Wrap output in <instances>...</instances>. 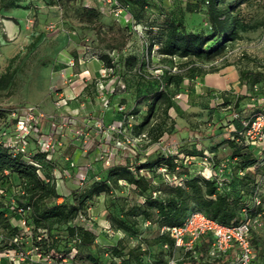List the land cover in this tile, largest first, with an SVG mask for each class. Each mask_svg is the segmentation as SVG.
<instances>
[{"label": "rangeland", "instance_id": "obj_1", "mask_svg": "<svg viewBox=\"0 0 264 264\" xmlns=\"http://www.w3.org/2000/svg\"><path fill=\"white\" fill-rule=\"evenodd\" d=\"M6 1L0 0V139L18 140L21 129L14 119L23 114L27 106L35 105L48 116L76 117L88 133V139L85 141L77 136L72 126L63 125L58 137L61 147L52 153L54 166L47 168L63 197L87 179L101 176L107 167L98 158V148L102 144L111 145L103 140V134L96 127L84 123V119L95 116L105 122L118 120L115 111L105 108L100 101L101 94L113 84L117 90L111 100H122L128 108L139 109L133 123L140 124L150 103L145 94L163 79L171 105L167 107L168 96H165L157 102L143 132H131L130 128L127 131L135 138L147 135L138 141L142 150L140 161L147 155L149 159H156L159 154L171 150L193 170L199 167L187 159L189 151L212 152L216 164L229 160L227 141L237 131L238 118L234 115L249 119L264 108V79L252 85L241 83L239 75L241 69L264 67V0H239L235 9L242 17V24L237 28L239 36L227 42L221 56L209 61L162 56L157 52L158 45L150 52L147 44L151 24L161 22L165 14L182 19L190 30L210 32L204 2L190 10L187 3L193 0H146L142 9L135 0H120L132 16L136 15L134 25H128L110 12L112 5L106 0H15L21 6L8 8L3 6ZM235 1L222 0V5L228 6ZM84 6L97 7L99 19L88 21L82 14ZM104 55L111 62H122L119 75L125 88L112 76H100L102 66L107 63ZM72 57L77 61L71 63ZM222 67L226 68L218 71ZM85 69L96 77L95 82L89 81L85 89L81 85L80 91H75L80 94L71 99L73 102L57 109L55 99L72 82L81 80L79 73ZM96 81L101 83L100 88ZM43 123L45 132L48 120ZM29 140L31 151L39 148L35 131L29 134ZM261 147L257 148L259 154L264 151ZM68 157L75 160V167H70ZM126 158L125 153L118 150L114 162H125ZM142 172L155 183L165 179L159 170L143 169ZM116 195L141 198L131 185L122 182L120 188L90 201L86 212L75 220L96 233L97 245H105L111 238L106 231L111 226L109 213L116 209L113 204ZM256 195L261 198L260 205L264 209V179ZM90 217H93L91 222ZM13 221L17 223L16 219ZM148 224L141 223L136 234L123 232L128 246L147 251L142 255L143 263L159 260V264H171L174 259L177 264H197L199 258L214 261L207 253L192 254L195 261L189 260L191 258L183 250L156 242L158 228L146 226ZM123 235L115 234L114 241ZM91 250L96 252V246ZM259 254L257 251V258ZM101 256L109 259L110 253L103 251ZM115 260L119 262L120 258ZM0 264L5 263L0 260Z\"/></svg>", "mask_w": 264, "mask_h": 264}, {"label": "trees", "instance_id": "obj_2", "mask_svg": "<svg viewBox=\"0 0 264 264\" xmlns=\"http://www.w3.org/2000/svg\"><path fill=\"white\" fill-rule=\"evenodd\" d=\"M193 1L187 3L190 10L197 9L203 2L206 4L211 31L190 30L182 19L165 14L161 22L151 24L147 43L150 52L158 45L157 52L162 56L209 61L222 55L228 41L238 38L237 28L242 24V17L235 9L239 0L228 6H223L222 0ZM135 2L144 9L146 0ZM121 4L129 11L125 3ZM3 6L8 8L21 5L15 0H7ZM82 14L93 22L99 19L100 11L97 7L84 6ZM135 16L133 13V19ZM103 59H107L106 65L114 66L118 74L122 71V62H111L106 55ZM239 75L241 83L255 85L264 79V67L241 69ZM165 96H168L166 99L169 107L171 102L162 79L158 86L149 88L145 94L150 102L148 109L141 123H133L130 127L131 132H143V127L153 116L157 102ZM118 102L125 103L122 100ZM127 111L136 116L139 109L127 107ZM115 115L118 119L123 116L119 111H115ZM17 120L18 118L14 119L15 122ZM236 124L237 131L227 141L230 161L226 160L224 163L225 170L229 167L230 172L227 177L223 176L225 183L222 186L219 185L217 174L207 177L201 172H191V168L185 166L175 153H162L156 159H149L147 155L144 161H140L141 152L134 158L127 157L125 162H114L107 166L101 176L87 179L64 197L57 189L56 179L49 176L47 169L54 166V151L48 153L40 148L31 151L29 147L15 151L4 139H0V250L16 247L29 249L33 245L38 247L43 256L50 254L55 264H146L142 262V255L147 251L128 246L124 235L117 237L115 241L114 235L108 243L100 246L96 244L97 235L92 229L75 223L76 218L86 212L90 201L120 188L122 182L131 185L141 198L116 195L113 199L116 209L109 213L110 227L131 235L138 232L141 223L149 222L146 226L158 228L156 242L169 244L171 247H174V239L169 231H161L162 227L182 224L192 210H202L225 224L239 222L245 209L250 215L256 214L262 209L261 205L255 204L254 198L264 179V151L257 153V147L243 140L244 126L240 118L236 119ZM161 134L162 131L156 137ZM203 154L204 152L199 154L189 151L186 156ZM219 165L221 163L214 166L217 169ZM161 167H165L171 175H176L179 181H167L165 178L155 183L141 171L159 170L165 177ZM180 167L183 168L180 170ZM13 200L15 208L12 209ZM20 207L30 208L22 212L19 211ZM22 218L30 226V234L24 232L20 223ZM17 236L16 242L14 238ZM94 246L97 248L96 252L91 250ZM73 249L76 251L73 252ZM103 251L110 253L109 259L101 256ZM187 254L191 258L189 260L195 261L192 253ZM116 257L120 258L119 262L115 260ZM216 260L207 262L199 258L197 264H214ZM3 262L8 264L7 260L3 259ZM159 263V260L152 262ZM25 264L35 262L27 259Z\"/></svg>", "mask_w": 264, "mask_h": 264}, {"label": "built area", "instance_id": "obj_3", "mask_svg": "<svg viewBox=\"0 0 264 264\" xmlns=\"http://www.w3.org/2000/svg\"><path fill=\"white\" fill-rule=\"evenodd\" d=\"M106 1L110 2L112 5L109 8L112 14L134 25L133 16L119 0ZM75 61H77L76 58L72 57L70 62L74 63ZM99 74L101 77L112 76V79L116 80L120 86L123 88L126 86L125 82L115 71L114 66L103 65ZM79 75L83 88L88 85L89 81L91 82L96 78L92 77L89 69L82 70ZM71 84L73 85L74 82ZM96 84L98 88H100L101 83L96 81ZM76 88L77 87L73 85V89L75 90ZM116 90L117 87L115 84L111 85V87L101 94L100 101L105 108H112L122 113L123 116L121 118L112 122H105L102 118L95 116H87L84 119V123L96 127L98 132L103 134V140L111 145L102 144L98 148V158L105 162L106 166H110L114 163L115 155L118 150L124 152L127 157L134 158L142 152L138 141L141 140L142 137H147L146 134H143L141 137L135 138L127 131V129L133 125L135 115L127 111L125 103H120L118 101L113 102L111 100V96L116 93ZM79 94L75 93L72 96L59 95V97L55 99L56 108L61 109L69 106L70 100L76 98ZM234 116L240 118L243 123V140L257 148L261 146V149L264 148V108L256 111L249 119L243 118L237 113ZM45 120H48V128L43 132L42 126ZM30 121H32L33 124L29 125ZM66 124L67 126H72L73 132L77 136L85 138V141L88 139V133H86L83 126L78 123L76 117L71 116L67 118L66 116H60L57 118L53 115L48 116L35 105L27 106L25 112L18 116L17 127L21 129L18 140L4 139V141L7 145L12 146L15 151L25 150L30 145L29 134L35 131V136L40 144V150L51 153L61 147V141L58 137L60 136V128ZM116 134L121 136L117 137ZM165 154H172V151L168 150ZM212 158V152L208 151H205L201 156H187L190 162L194 161L195 163L203 164L207 168L211 166L213 162ZM67 159L71 167L76 166L74 159L70 157ZM225 166L226 164L223 163L218 166L216 171L210 172L203 170L201 173L207 177L217 174L219 185L222 186L225 183L223 178ZM160 170L164 173L166 179L179 181V178L167 172L165 167H161ZM84 178L85 176L82 175L81 179L84 180ZM1 191L2 190H0V192ZM254 201L256 205L261 204V198L257 195ZM11 208H15L14 200L12 201ZM29 208L30 207H27L25 209L20 207L19 211L26 212ZM244 211L245 214L239 222L225 224L208 216L204 211L195 209L187 215L182 224L171 227L163 226L161 230L169 231L171 237L174 239V247L183 250L185 253L190 252L192 254H199L197 249L198 241L203 236L208 235L211 238V245L207 254L211 259L216 260L221 257L223 253L229 251V249H234L235 258L233 264H257V249L252 242V231L263 226L264 209H260V211L254 215H250L246 209ZM92 220L93 217H90L89 221L91 222ZM20 223L24 228V232L30 234L31 228L27 225L25 218H22ZM106 232L110 237L118 233L123 235L122 232H117L111 227H109ZM14 241H18V236L14 238ZM165 245L168 246V244ZM75 251L76 249H73V252ZM3 259L7 260L8 264H25L27 259H31L35 264H55L50 254L43 256L39 252L38 247L33 245L30 246L29 249L16 247L0 250V260L3 261ZM64 261H66V259H64ZM170 263L177 264L174 259Z\"/></svg>", "mask_w": 264, "mask_h": 264}, {"label": "crops", "instance_id": "obj_4", "mask_svg": "<svg viewBox=\"0 0 264 264\" xmlns=\"http://www.w3.org/2000/svg\"><path fill=\"white\" fill-rule=\"evenodd\" d=\"M224 68L226 67H222L220 68L218 71H222ZM73 85L75 87H77L75 90L73 89ZM70 84V86H68L65 89V92H60L61 94H66V96H72L75 94V91L77 90V92L80 91L81 88V80L79 81H74V84ZM206 86H210L209 84H205ZM71 103L73 102V100L70 101ZM76 150L78 151L79 149L76 148ZM77 151H75V154H79L77 153ZM229 159V158H228ZM226 160L221 161L220 163L223 164ZM219 163V164H220ZM225 164V163H224ZM194 165H198L199 168H196L195 170H193V168H191V172H201L203 170L206 171H216V167L214 165H217L215 162H212L211 166L209 168L205 167L203 164L200 163H195ZM211 168V170H210ZM230 172L229 167L226 168V170L223 173V176H228ZM252 242L255 246V248L257 249V251H259V258H257V264H264V227H259L255 230L252 231ZM211 245V238L208 235L203 236L199 241H198V245H197V249H198V253L199 254H205L207 253L209 247ZM235 258V250L234 249H229V251L225 252L222 254L221 257H219L214 264H233Z\"/></svg>", "mask_w": 264, "mask_h": 264}]
</instances>
